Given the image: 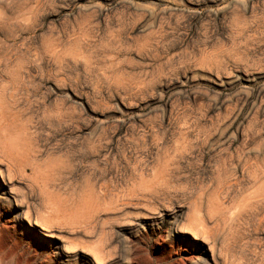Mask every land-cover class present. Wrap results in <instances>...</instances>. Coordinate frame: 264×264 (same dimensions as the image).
I'll list each match as a JSON object with an SVG mask.
<instances>
[{"label":"rangeland","instance_id":"1","mask_svg":"<svg viewBox=\"0 0 264 264\" xmlns=\"http://www.w3.org/2000/svg\"><path fill=\"white\" fill-rule=\"evenodd\" d=\"M0 193V264H264V0H0Z\"/></svg>","mask_w":264,"mask_h":264},{"label":"snow or ice","instance_id":"2","mask_svg":"<svg viewBox=\"0 0 264 264\" xmlns=\"http://www.w3.org/2000/svg\"><path fill=\"white\" fill-rule=\"evenodd\" d=\"M104 2H109V0H104ZM41 125L42 127L47 126L48 127V131L51 133V138L55 139L57 136L60 135V131L58 126L53 127L51 125H49L46 121H41ZM66 131V130H65ZM62 138V137H61ZM158 157L155 153L153 152H149L146 154V164L145 167L147 168L148 165H153L157 162ZM3 194L0 193V197H2ZM10 214V210L6 207V202L3 198H0V218H3L4 215H9Z\"/></svg>","mask_w":264,"mask_h":264},{"label":"bare ground","instance_id":"3","mask_svg":"<svg viewBox=\"0 0 264 264\" xmlns=\"http://www.w3.org/2000/svg\"><path fill=\"white\" fill-rule=\"evenodd\" d=\"M12 168V167H11ZM18 171H19V169H18Z\"/></svg>","mask_w":264,"mask_h":264}]
</instances>
